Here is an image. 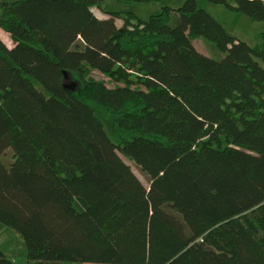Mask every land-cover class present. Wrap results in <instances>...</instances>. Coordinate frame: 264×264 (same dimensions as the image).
Returning a JSON list of instances; mask_svg holds the SVG:
<instances>
[{
	"label": "trees",
	"instance_id": "1",
	"mask_svg": "<svg viewBox=\"0 0 264 264\" xmlns=\"http://www.w3.org/2000/svg\"><path fill=\"white\" fill-rule=\"evenodd\" d=\"M106 1L0 0V223L27 264H264V51L198 0Z\"/></svg>",
	"mask_w": 264,
	"mask_h": 264
},
{
	"label": "rangeland",
	"instance_id": "2",
	"mask_svg": "<svg viewBox=\"0 0 264 264\" xmlns=\"http://www.w3.org/2000/svg\"><path fill=\"white\" fill-rule=\"evenodd\" d=\"M5 1L13 2L16 0ZM183 2L184 0H161L159 2L150 3L130 2L127 0H107L102 8L97 7L94 8L93 11L100 18H108V12L115 11L132 12L137 17L148 20L152 15L158 14L165 5L179 7ZM198 6L205 9L217 19L226 28L229 34L247 42L252 47H257L264 51V39L260 37V34L264 33V22L256 21L241 12L229 11L222 5L213 4L206 0H198ZM116 22L119 26H122L123 19L117 18ZM0 37L8 44V46L14 45L9 34L2 28H0ZM194 44L200 52L208 55V51L200 41L197 40ZM95 76L97 79H104L107 81V78L99 73H95ZM261 87L264 89V85H261ZM124 159L144 185L148 186L149 180L141 169L134 162L129 161L126 158ZM0 247L11 259H13L14 264H27V247L25 240L18 233L13 231L11 227L3 225L2 223H0Z\"/></svg>",
	"mask_w": 264,
	"mask_h": 264
},
{
	"label": "crops",
	"instance_id": "3",
	"mask_svg": "<svg viewBox=\"0 0 264 264\" xmlns=\"http://www.w3.org/2000/svg\"><path fill=\"white\" fill-rule=\"evenodd\" d=\"M116 24H117V22H116ZM118 25V24H117ZM119 26V25H118ZM9 36H10V34H9ZM1 38V37H0ZM2 39V38H1ZM3 40V39H2ZM4 41V40H3ZM5 42V41H4ZM6 43V42H5ZM7 44V43H6ZM7 46H8V44H7ZM9 47H12V46H9ZM5 252V251H4ZM5 254L7 255V253L5 252ZM7 257L8 258H10L8 255H7ZM11 259V258H10ZM11 260H13V259H11ZM14 262V261H13Z\"/></svg>",
	"mask_w": 264,
	"mask_h": 264
}]
</instances>
